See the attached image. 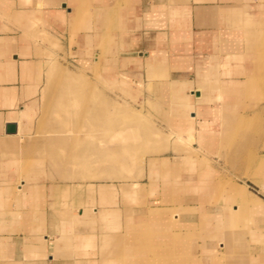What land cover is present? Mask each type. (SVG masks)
I'll return each instance as SVG.
<instances>
[{
  "label": "crops",
  "instance_id": "1",
  "mask_svg": "<svg viewBox=\"0 0 264 264\" xmlns=\"http://www.w3.org/2000/svg\"><path fill=\"white\" fill-rule=\"evenodd\" d=\"M261 29L264 0H0V264H89L88 260L101 264L106 255L102 239L123 234L107 230L119 225L115 222L123 218H115L114 223L104 221L114 218H104V213L115 215L112 213L119 211L115 203L105 200L113 191L104 186L111 185L91 183L95 187L94 203L88 206V185L63 178L62 166L59 164L56 170L47 156L46 144L55 136L35 133L38 117L33 114L44 89L48 56L54 53L51 42L58 43L63 49L59 54L75 64L96 65L104 54L103 60L110 64L107 78L114 88L122 81L130 84L128 90L132 93L169 112L180 128L176 132L189 133L195 145L206 146L213 154L223 137L219 127L224 124L229 128V143L231 129L241 118L250 117L240 110L247 107L248 99L242 96L246 91L251 94L256 69L263 62L262 40L258 36ZM245 46L248 53L240 50ZM243 57L247 65L240 64ZM50 73L58 78L56 87L76 84L57 66H52ZM247 80H253L249 88L242 86ZM188 116L193 119L192 132ZM11 124L17 133H7ZM168 158H154V168L167 172L170 167L174 172L176 163L168 164ZM201 174L212 177L210 170ZM198 177L196 185L176 188L180 193L196 192L187 200L188 206L180 203L176 207V216H194L191 213L202 211L214 199L218 187ZM167 181L166 178V185ZM175 182L179 181L169 183L168 190L175 188ZM144 185L145 190L151 188L140 181L137 190L127 193L128 197H142V203L147 201L149 206L146 194L137 196ZM72 186H84L78 197L80 209L71 220L73 232L67 229L66 220L56 218L55 211L56 206L64 205L66 195L70 199ZM179 199L185 201L183 197ZM151 208H127L125 227L136 233L139 226L144 231L150 230L149 223H165L168 211ZM103 210L106 212L101 216ZM220 217L224 218L219 210L213 215L212 225ZM184 221L187 220L177 227L192 232V222ZM101 225L106 226L105 232L100 231L104 229ZM232 232L225 230L228 237L220 239L219 246L225 248L219 252L220 259L214 256L218 251L212 245L208 255L197 248L188 262L201 264L203 257L207 264H229L228 255L235 250L231 246ZM250 235L254 242L248 249L253 251L246 252L260 264L259 255H264V250L256 244L259 234ZM197 243L202 245V240Z\"/></svg>",
  "mask_w": 264,
  "mask_h": 264
},
{
  "label": "rangeland",
  "instance_id": "2",
  "mask_svg": "<svg viewBox=\"0 0 264 264\" xmlns=\"http://www.w3.org/2000/svg\"><path fill=\"white\" fill-rule=\"evenodd\" d=\"M50 48L54 53L48 56L44 89L38 109L33 114L34 118L38 117L35 133L36 135L49 134L55 136L53 142L46 144L49 150L46 148L44 151H49L50 155L47 156L51 162H54L56 170H59V164V166H62L60 168L65 172L63 178L71 182L88 185L86 187V189L90 188L86 195L88 206H92L94 203L95 187L91 186V183L111 185L104 186L106 189L113 191V195L105 198V200L107 199L108 203H115L114 207L118 208L119 211L112 213L115 215H105L106 210H103L101 216L104 213V218L110 216L114 218H101L104 221L112 220L113 223L119 220L120 217L123 218V221L120 219L121 222H115L119 225L107 230L113 231V233L121 231L122 235L126 236L124 238L111 239L105 237L102 239L105 242L102 245V250L106 255H101V257L104 256L100 261L101 264H138L141 261L145 263L146 259H150L152 255L159 256L160 253L174 261L166 264H180L181 261H184V264H190L188 258L194 253L196 254L199 247L203 251L202 253H205L204 250H212V245L218 252L224 251L225 248L219 246L220 239H212L214 242L210 243V247H208L204 237H200L201 233L205 234L207 225L219 227L227 223L230 229H234V226L229 224L232 222H229L228 218L222 215V211H220V215L227 221L224 222V218L220 217L219 221L216 220L212 225L214 213L219 210H224V212L226 210L229 217V211L234 208L233 205L240 203L229 198L227 189H219L242 185L246 187L249 193H253V195L264 201V186L255 183L256 178H264V175H262L264 174V165H259V161L264 159V58L256 69L255 86L249 88L252 91L251 94L249 95L246 91L242 96L248 100L247 107L240 110V113L250 117L241 118L235 129H231V137L229 138L231 141L229 143L227 142L230 136L229 128H225L224 124L219 127L223 137L220 139L219 150L213 153L216 157L213 158L211 156L213 154L209 152L206 146L198 147L195 145V141L189 133L176 132L180 128L175 126V120H171L169 112L162 111L156 102L150 99L144 100L141 95L132 93L128 90L131 87L130 84L123 81L119 84V87L114 88L111 80L107 78L110 76V64L103 60L104 54L99 57V63L96 65L94 63L90 65L85 63L75 64L69 62L65 57L66 55L59 54V52H63V49L58 43L51 42ZM240 50H245L244 53L249 52L246 46ZM244 60L243 57L240 64L245 65L246 63L247 65L248 63ZM52 66L60 68L66 76L73 78L76 84L71 87H56L55 82H58V78L50 73ZM189 118L190 116L187 118V123L189 131L192 132L193 119L190 120ZM52 152L55 154H52ZM164 155L170 157L166 160L168 164L170 161L176 163L174 172L171 171L170 167L167 169L168 173L162 168H154L157 166L154 165V162L157 161L154 158ZM174 156H181V158H172ZM192 170H194V174L189 173ZM203 170H210L212 177H210L211 175L201 174ZM197 173L203 177V180L206 179L203 182L208 180L211 185L217 186L219 189H217L214 199L210 201V204L207 202L202 211L199 210L198 212L196 210L191 213L194 216L187 215V218L186 215L176 216V207L180 206V203L188 206L189 202L187 200L192 199L193 195L196 194L192 190L180 193L176 188L181 185L188 186V188L196 185L197 178L200 177ZM166 178L168 180L167 185ZM176 180L179 182L174 183L175 188L168 190V187H170L168 184ZM140 181L149 183L152 189H147V191L145 190L147 186L144 185L142 189H139L143 190L142 193L137 194V196L146 194L151 209L168 211V219L163 224L149 223L150 228L148 229L150 230L142 231V229L139 234H135L132 231L130 232L129 227H125L127 208L141 207L148 209L149 206H147L145 199L146 202L142 203V197H128L127 192L134 188L137 190ZM134 184L136 185L134 186ZM83 187H74L70 191V199L66 195L62 201L64 205L55 207L56 218L66 220L67 224L65 225L72 232L74 225L71 220L75 219L73 215L80 209L78 197L84 191ZM80 188L83 190L80 191ZM214 191H211L210 194L213 195ZM224 195L227 196H225V201ZM166 196L170 198H166ZM173 197H176V199ZM179 197H183L185 201L180 200ZM223 203L226 207L218 208ZM230 203L231 206H229ZM243 208L238 204V207L234 209L235 211L238 210V214L243 210V215H251L249 209ZM115 218L117 219L115 220ZM185 219L187 221L184 222H192V232H186L185 228L182 231L181 227H177ZM215 219H217V216ZM55 225L57 226V223ZM247 225L252 226L248 222ZM101 226L104 229L100 231L105 232V227H108L109 224L105 227ZM77 228L75 229L78 230ZM175 230L182 231L185 235L183 236L184 241H186L185 251L184 248L181 250L175 248L176 244L173 236L179 234V232H174ZM238 230L237 233L241 232ZM156 234L159 236L160 234H170L172 236L162 241L153 238ZM150 236L152 237L149 239ZM241 236L242 238L237 237L236 240L238 242L243 240L246 245L235 248V250L253 251V248L248 249L250 244L254 242L251 235L241 232ZM140 239H145L148 250H146V253H139L138 260L134 262L128 260L129 263H127L124 259L126 256L125 251L128 247H136L141 241ZM200 240H202V245L199 246L197 242H200ZM160 250L161 252H159ZM165 251H169V253L166 255ZM209 252H206V254L208 255ZM128 256L132 258V254ZM177 260L178 262H176ZM87 263L93 264L94 261L88 260Z\"/></svg>",
  "mask_w": 264,
  "mask_h": 264
},
{
  "label": "bare ground",
  "instance_id": "3",
  "mask_svg": "<svg viewBox=\"0 0 264 264\" xmlns=\"http://www.w3.org/2000/svg\"><path fill=\"white\" fill-rule=\"evenodd\" d=\"M258 31L259 30H257V32L255 33L256 35H257ZM258 36L262 40V53L264 55V29L260 30V33H258ZM252 84H253V80H247V81H243L242 86L245 88H249L252 86ZM131 138H133V137H131ZM259 162H260L259 163L260 166L264 165V159H261ZM262 175H264V174H262ZM255 183L261 184L262 186H264V178H261V179L256 178ZM225 189L228 190L230 199L232 198V199L240 202L238 204L243 206L244 207L243 209H249V211L251 212V215H249L250 217L247 216V214L243 215V213H244L243 210L240 214H238L239 213V212L237 213L238 210L235 211V209H234V208L238 207V204L233 205L234 208H232L229 211L230 212L229 217H228L227 212L225 214L222 213V215L223 214L226 215V218H228V221L232 222L229 224H231V226H234L233 227L234 229H230V227L227 226L228 225L227 223L222 224L219 227L207 225L205 228V234L201 233L204 236L201 235L200 237H204V241L207 242L208 247H210V243L214 242L212 239H214V238L225 239L226 237H228L227 234L225 233V230L231 231V232L236 230L235 232L231 233V234H234L231 246H232V248L237 249L240 247H244L246 245V243H244L243 240L240 242H238V240H236L237 237L242 238L241 232H243V233L245 232L247 234L248 233L254 234L257 232L259 234V236H258L259 240H257L256 244L258 246H260L261 249L264 250V201L261 198L257 197L256 195H253V193L252 194L249 193L247 191L246 187L242 186V185H237V186H234L233 188L230 186H229V188L223 187V188H220L219 190H225ZM230 195H231V197H230ZM220 211L223 212L224 210H220ZM247 222H248V224H251L252 226H248ZM235 226H237L238 228H236ZM138 228L139 229L136 230L135 234H139V232L143 229L142 226L141 227L139 226ZM237 230L241 231V232L237 233ZM144 231H146V230L144 229ZM144 235H145V232H144ZM125 236L126 235L110 236V238L111 239L118 238V237L124 238ZM171 236L172 235H170V234H166V235L160 234V236L158 234H156L153 236V238L164 241L165 239L166 240L169 239ZM183 236H185L183 233H179L176 236L174 235L173 238H175V244H176L175 248H177L179 250L184 248L183 250L185 251L186 249H185L184 245H185L186 241H184L185 238ZM151 237L152 236H150L149 239ZM140 240L141 241L139 242V244L136 247H132V248L128 247V249L125 251L126 256L124 259L127 263H129V261L134 262V261L138 260L139 258H137V256L139 255V253L143 254V253H146V250H148L146 245H145V239H143V240L140 239ZM104 244H105V242L102 241V245H104ZM208 247L206 246L207 249H208ZM159 252H161V250ZM175 252H177V251H175ZM204 252H205L204 254H206L207 250H204ZM165 253L167 255L169 253V251H165ZM129 254H132V258H130L128 256ZM219 254H220L219 252L216 253V251H215L214 256L216 258L220 259L221 257H219L220 256ZM229 254H230L229 255V264H252V262H254V264H259L258 262L255 261L257 259H254V256H252L250 253L248 254L246 251L243 252V251L234 250V251L230 252ZM259 256H262V258H261L262 263H260V264H263L264 263V255H259ZM245 258H246V260H245ZM205 261H206V259L203 257L200 259L201 264H207V263H205ZM167 262H174V261H172V260L168 259L167 257L161 255V253L159 256L152 255V257L150 259L145 260L146 264H164V263L166 264ZM176 262H178V260ZM145 263H143V261L138 262V264H145ZM184 263H185L184 261H181L180 264H184Z\"/></svg>",
  "mask_w": 264,
  "mask_h": 264
},
{
  "label": "water",
  "instance_id": "4",
  "mask_svg": "<svg viewBox=\"0 0 264 264\" xmlns=\"http://www.w3.org/2000/svg\"><path fill=\"white\" fill-rule=\"evenodd\" d=\"M6 131H7L8 134H15V133H17L16 126L13 125V124L8 125Z\"/></svg>",
  "mask_w": 264,
  "mask_h": 264
}]
</instances>
